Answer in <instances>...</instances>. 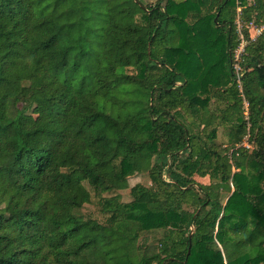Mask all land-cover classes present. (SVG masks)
Returning <instances> with one entry per match:
<instances>
[{
	"label": "trees",
	"instance_id": "obj_1",
	"mask_svg": "<svg viewBox=\"0 0 264 264\" xmlns=\"http://www.w3.org/2000/svg\"><path fill=\"white\" fill-rule=\"evenodd\" d=\"M152 1L0 0V264H264V0Z\"/></svg>",
	"mask_w": 264,
	"mask_h": 264
},
{
	"label": "rangeland",
	"instance_id": "obj_2",
	"mask_svg": "<svg viewBox=\"0 0 264 264\" xmlns=\"http://www.w3.org/2000/svg\"><path fill=\"white\" fill-rule=\"evenodd\" d=\"M253 3V0H250ZM141 2H143L144 4H151L152 5L155 3V1L152 0H141ZM141 18L140 16L134 17V21H140ZM246 20L242 18L241 24L244 23ZM238 27V26H237ZM255 35L254 31H251L250 35ZM237 71H239V68L236 67ZM239 85V84H238ZM241 88V86H239ZM243 100H246L245 98H243ZM245 102V101H244ZM243 102V112L244 115L246 117V119H248V114H249V109H247L246 107V103ZM186 119L187 122H191V119L189 117H184ZM216 145L220 148V151L224 150V147L227 145V136H226V132L220 128V130H218V139L216 141ZM240 147H242L243 149H246L248 151H253L254 149V144L250 141V135H246V137L243 139L242 143L239 145ZM231 150V149H230ZM233 151L231 150L230 153H232ZM165 179H167V176H165ZM195 182L198 184H204V185H208L210 184V180L209 178H201V177H195ZM137 184H141L143 186L149 187L151 185L150 179L148 177L147 174H134L132 176L129 177L128 180V189L123 190V191H119L116 194L120 196L121 202L122 204H126L132 201V196H131V188H133L135 185ZM86 187L89 191H92V188L86 184ZM220 193L223 194V196L225 197L226 195H229V189L228 187H222L220 189ZM114 194H105V197H111ZM81 213L87 218H91L94 219L96 221H98L101 224H105L109 217L110 214L108 213H102L99 208H97L96 206L93 205H85L81 211ZM194 230V228L192 229V231ZM162 238V232H155L149 239V241L147 242L146 245H150L151 247H153V245H156L158 240ZM153 244V245H152Z\"/></svg>",
	"mask_w": 264,
	"mask_h": 264
},
{
	"label": "built area",
	"instance_id": "obj_3",
	"mask_svg": "<svg viewBox=\"0 0 264 264\" xmlns=\"http://www.w3.org/2000/svg\"><path fill=\"white\" fill-rule=\"evenodd\" d=\"M241 21H242L241 18L238 17L236 24L238 26L237 31H238V37H239V45L234 52V69H235V73L237 76V82L239 86H241V77L243 74L241 62L245 54L246 47L249 44V42L256 41L260 36L264 34V25L259 26L255 24L254 22H244L241 24ZM251 31H254L255 35H252V34L250 35ZM246 33L248 34L249 39L246 38ZM236 67L239 68V71H237ZM244 101H245L244 103H246L247 109H249L248 101L247 100H244Z\"/></svg>",
	"mask_w": 264,
	"mask_h": 264
},
{
	"label": "water",
	"instance_id": "obj_4",
	"mask_svg": "<svg viewBox=\"0 0 264 264\" xmlns=\"http://www.w3.org/2000/svg\"><path fill=\"white\" fill-rule=\"evenodd\" d=\"M136 1V0H135Z\"/></svg>",
	"mask_w": 264,
	"mask_h": 264
}]
</instances>
